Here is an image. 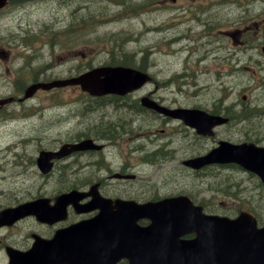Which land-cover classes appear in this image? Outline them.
Wrapping results in <instances>:
<instances>
[{"label":"rangeland","instance_id":"374dc122","mask_svg":"<svg viewBox=\"0 0 264 264\" xmlns=\"http://www.w3.org/2000/svg\"><path fill=\"white\" fill-rule=\"evenodd\" d=\"M40 1L42 0H38ZM226 1L231 4H226L225 0H198L196 13L190 15L189 11L178 8L177 2L173 0H50L39 3L37 10L36 0H10L7 8L0 12V98L4 95L3 85L13 77L17 84H24L30 81L31 72H37V76L55 78L65 77V74L72 70L79 73L78 69L85 68L88 62L93 63V66L106 62L112 56L108 53L110 45L114 46L119 42L121 46L124 45V65L143 66L144 59L154 55L153 64H149L151 68L155 66L158 72H163L166 66L170 69L186 66L188 71L195 74L191 79L192 83L185 84L182 92L161 89L157 93L158 96L166 98L165 103L171 107L199 106L213 109L218 105L223 109L230 106L235 101L239 102L242 95L238 92L248 84L247 81L253 79L251 74L228 73L222 54L214 59L217 56L214 53L212 59L203 64H196L194 58L201 52L200 48L190 58V52H178L173 48V52L162 53L160 49L170 50L166 45L171 46V43L163 41L161 30L155 28L167 26L162 33L168 37L172 31L180 34L191 30L192 36L196 31L199 35L203 31H211V27L213 34H217L219 32L216 26H223L226 14L236 20L238 17H245L242 7L249 8L247 0ZM236 3L244 5L234 6ZM207 13L208 15L202 17ZM197 17L203 21L200 22ZM82 22L90 30H82L81 34L75 33L76 35L70 38L88 39L89 41L85 42L86 48L78 54L85 53L84 57L90 55L92 60H81L77 63L74 59L71 60L74 65L68 68L65 52L61 51L59 46L50 47L51 39L52 43L60 44L55 42L54 37L58 35V39L65 41L59 38L65 28L70 24L83 26ZM256 23L257 25L252 26H264V11L257 15ZM172 41L176 42L175 39ZM23 44L30 49L25 50ZM181 44L183 41L178 43L176 48ZM88 45H91L90 48ZM16 49L15 58L13 61L9 60L8 56ZM145 52H148V57L144 55ZM127 53L129 58L125 59ZM21 64L26 66L25 69L15 71ZM205 66H209L207 68L210 70L205 71ZM199 84L204 86L201 91L197 90L201 89L200 87L196 88ZM71 92L72 89L41 92L29 103L31 105L23 106L21 110L17 105H12L7 110V117L0 119V150L3 153L2 155L0 152V210L33 195L46 193V196L55 197L72 185L98 181L102 177L106 179L111 166L114 169L121 167L124 162L140 163L143 149L148 148L151 151L163 144L168 151L162 154L160 159L155 158V162H151L146 157L143 164L137 166L136 180L148 182L149 196L155 194L161 197L176 191L194 192L199 198L208 199L210 196L212 202L217 204L213 211L227 214L238 210L241 199L248 206L257 204L262 217L264 216V186L255 188L254 184H258V179L248 176L242 168L219 166L200 174L183 164L185 159L207 149L204 148L206 145H215L220 136H228L224 133V128H221L216 136L209 138L208 143L197 141L202 138L182 119L165 113L157 117L138 108L137 101L140 102L144 92L136 94V97L131 96L132 99L128 102H119L120 105H128L113 106V127L105 126V122H111L112 108L104 106L105 103L90 109L86 105L76 107V104L66 102H77L81 93L70 94ZM54 100L57 101L53 103ZM108 127L113 128L115 135L113 153L107 151L103 154L101 163H97V158L89 155H70L57 161L50 174H44L38 168L36 158L41 149H58L63 143L97 135ZM162 129L163 132L158 131ZM144 130L147 131L146 135ZM228 134H235L233 138H238L235 130ZM160 136L161 140L158 142L152 144V139H147L148 144H145L146 137ZM19 139L29 141L24 143ZM14 140L19 142L14 144ZM170 140L172 142H169ZM176 144H181L182 149L173 153ZM7 148L10 150H6ZM3 150L7 152L4 154ZM110 183L109 178L107 184ZM107 184L104 183L103 192L109 195L111 188ZM114 193L124 194L119 187L113 186V195ZM251 196H255L256 200ZM33 222L32 219H27L7 228L3 232L4 236H11L14 241H24L32 229Z\"/></svg>","mask_w":264,"mask_h":264},{"label":"flooded vegetation","instance_id":"af4514ba","mask_svg":"<svg viewBox=\"0 0 264 264\" xmlns=\"http://www.w3.org/2000/svg\"><path fill=\"white\" fill-rule=\"evenodd\" d=\"M198 0H183L182 5L179 6L180 8L189 11L190 15H194L198 9ZM208 1V0H207ZM227 4L228 1H226ZM249 4V8L246 6L243 9V16L245 17H238L236 20L227 15L226 21L224 22L223 26H216L218 27L217 34H213L212 27L211 31H203V35L197 34V31L192 36L191 30L184 31L180 34H175V31L170 32V37L164 36L162 30L168 28L167 26H155L157 30L160 31V36L163 41L171 43L170 45H166L170 47V50H163L160 49L162 53H170L173 52L172 48L178 52L187 51L190 52L189 58L194 56L197 53L198 48L201 49V52L197 54L194 58L195 63L203 64L206 61L212 59L211 56L216 53L217 56L214 59L222 56L226 61V67L228 69V73L237 75L243 72H249L251 74L252 80L247 81L246 84L238 93L242 95L239 102L235 101L230 106H226L225 108L221 109L216 105V108L209 109L203 108L199 106H177V107H187V108H197L202 109L210 112V114L222 115L228 119H225V123L221 125H217L212 129V133L208 131L206 127L203 130L198 131L197 128H194L197 135L202 138L197 141L200 142H209V138L216 136L221 130L224 128V133L228 136H223V138L217 140L215 145L209 146L206 145L204 148H207L203 151H199L195 153L193 156L189 158L198 157L201 155H205L208 151L218 145V142L221 140H228L233 141L236 143H247V144H255L258 147H264V26H252L254 24L257 25V15H260L262 11H264V0H247ZM31 5V4H30ZM244 4L236 3L234 6H243ZM195 7V9H190L191 7ZM36 10L39 8V5L35 3ZM6 8V7H5ZM28 7H26L27 9ZM248 18H252L251 20ZM247 19V20H246ZM193 29V27L191 28ZM162 33V35H161ZM170 39V40H169ZM172 39H175L176 42L174 43ZM183 41V44L176 45ZM216 41V42H215ZM187 42V43H186ZM186 44V45H185ZM194 46V49H192ZM214 46H217L218 49L214 50ZM181 49V50H179ZM114 55V51H113ZM144 55L148 57V52H145ZM152 55L149 59H144L143 70L150 73V79L148 83L143 88L142 93L144 92V96L148 97L150 100L157 101L159 104L167 106L169 108L170 105L165 103L166 98H162L158 96L157 93L161 89H167L176 92H182L185 84H191L194 75L192 72L188 71V67H180L175 66L173 69L167 67L166 71L158 72L156 67L153 66L149 69V63L153 64ZM122 64V63H117ZM113 64V65H117ZM228 65V66H227ZM205 71L210 70L207 68L209 66H205ZM212 67V66H210ZM161 68V66L159 67ZM174 74H165L164 72H173ZM193 74V75H192ZM166 80H168L169 85L166 84ZM244 83V82H243ZM10 84L7 86L2 87V90L9 89ZM239 85V84H238ZM203 88V87H202ZM234 91V89H233ZM11 96V95H9ZM103 98H108L110 103H105L104 106H109L112 108L111 113V122H105V126H112L113 127V106L117 105L115 100L120 98L117 95H110V96H101ZM98 106L97 103H94L92 107ZM1 108L5 107V103L0 105ZM141 108L148 113H153L157 117L162 116L163 114L156 110L152 109L151 107L145 106L143 104H139L138 108ZM229 110L234 111L230 113ZM171 116V115H170ZM167 116L166 117H170ZM171 118V117H170ZM170 120V119H168ZM257 122V123H253ZM232 130H235L238 133V138L235 137V134L229 135L228 133ZM163 132L164 129L158 130ZM145 135L147 131H145ZM144 134V133H143ZM156 135V134H155ZM94 141L97 145H102L100 149H90L86 151H80L77 153L72 154L76 155L77 157L82 155H89L92 157L97 158L98 162L101 163V156L105 154L107 151L113 153V142L115 137L113 136V128L108 127L105 130L99 131L97 135L94 136H86L82 139L76 140L80 141L83 139H90ZM147 139H152V144L161 140L160 137H151L145 138V144H148ZM234 139V140H232ZM169 142H172L171 140ZM182 149L181 144H176V148L173 153H176ZM142 152V162L132 163L124 162L121 167L119 168H112L110 167V174H108L104 179L103 177L98 181H90L84 182L82 185L75 184L72 185L67 191L77 189L83 192L82 198L80 201L75 204H70L67 208V215L65 218L57 220L55 222H46L38 219L35 215L27 216L14 224L5 225L0 227V259L2 260V264H22V254L24 252L29 251L30 249H34L40 243H45L44 241L52 240L57 231L62 228H67L77 223H84L83 229L78 233L80 237L78 240H73L68 242L67 245L64 246V250L66 255L62 256L65 259H57L60 260L58 263L52 264H132L134 261L140 264L141 262L144 263V259L138 256L137 252L134 249L142 250L144 247L146 248L147 241H144V238L148 236L146 233H130L128 231H119V239L113 241V236L110 241L107 242L109 246L102 245V232L100 226H95L93 229V225L89 222L96 219V217L101 213L102 208L99 205H95L92 202L89 206V211H78V208H83L87 203H89L94 197V191H98V196L102 195L108 198H122L127 201H132L141 207V204H146L149 202H157L162 200L166 197H177L180 195L189 196L192 199V202L195 206H202L204 211L207 213H216L213 211L215 206L217 205L215 202H212L210 196L208 199L199 198L196 193L194 192H180L176 191L174 194L164 195L161 197L156 196L155 194L149 196V185L148 182H140L136 180L138 178V164H143L145 158L149 159L151 162H155V158L160 159L162 154H165L168 150L165 149V145L159 144L153 150H149L148 148L143 149ZM188 158V159H189ZM186 160V159H185ZM184 160V161H185ZM183 161V162H184ZM222 166L223 167H236L242 168L247 175L253 177L254 179H258V184H254V187L261 188L264 186V180L258 172H255L251 169L246 168L244 165L241 164H215V165H204L201 168H190L193 172L197 173H207L213 168ZM115 171V172H113ZM111 179V183L107 184V179ZM253 179V180H254ZM91 183V184H90ZM104 183L109 185L111 188V192L109 195L103 192ZM113 186L119 187L120 190L124 192L122 193H114L113 195ZM257 196V192L255 193ZM255 196H251L254 200H256ZM56 197V196H55ZM55 197L46 196V193L33 195L29 199L21 200L17 204L11 205L16 206L25 201H32L38 198H47L44 202L48 204H53L55 202ZM211 201V202H210ZM9 207V206H8ZM6 208V207H5ZM212 209V210H209ZM4 209V208H3ZM107 211L112 212L113 215H110V218L114 220L117 219L116 212L119 211V208L116 204L112 203L110 206L107 207ZM127 211V210H125ZM241 211H249L251 212L258 224L259 227L264 226V216L262 217L260 209L258 208L257 204L253 205H245L243 201L240 199V203L238 206V210H236L232 215L235 217L241 213ZM143 210L139 209L136 211V223L141 228H146L149 226L151 220L149 215H144ZM128 217L124 216L123 219H127ZM32 219L33 226L31 231L27 234L24 241H14L11 239V236H4V230L7 228H12L24 220ZM86 223H89L88 225ZM97 229V230H96ZM195 237L194 233H186L182 235L179 239L180 240H190ZM142 239V240H141ZM142 244V248L140 246ZM113 244L115 245L113 247ZM118 244L120 246H118ZM150 241L148 243L147 249H149ZM114 249V254H113ZM18 251V252H15ZM134 255L138 256L137 258ZM50 259L47 254L44 252H32L31 260L33 264H45Z\"/></svg>","mask_w":264,"mask_h":264},{"label":"water","instance_id":"95a60500","mask_svg":"<svg viewBox=\"0 0 264 264\" xmlns=\"http://www.w3.org/2000/svg\"><path fill=\"white\" fill-rule=\"evenodd\" d=\"M3 2L4 0H0V7ZM124 70L112 67L96 68L74 79L52 82L47 87L80 83L85 90L93 94H105L113 91L123 93L132 88L135 81L132 75L124 77L122 74ZM115 71L117 73H113ZM40 86L43 85H32L27 96L33 94ZM170 113L181 116L188 123L198 126L200 130L204 129L201 127L204 125L199 121L200 115L207 122L212 118L211 125L222 121L219 116L207 117L196 110L179 109L170 111ZM90 142V140H86L75 144H65L59 151H42L38 158L39 167L44 172H49L52 168L50 159L63 157L74 150L87 149L90 147ZM214 162L242 164L246 168L258 172L264 179V149L256 147L254 144H234L222 141L220 146L214 148L207 155L188 160L186 163L199 168ZM78 198L77 191L64 193L59 197L56 207L48 208V211L40 201L25 203L18 208L8 209L1 213L0 224L37 213V210L43 215H39L42 219H50L56 215L55 212ZM155 206L151 205L149 209V215L153 219L149 228L150 239L160 235L175 238L184 232L195 230L198 233L197 240L193 244L194 247L196 245V249L194 254H191L190 247L181 253L170 252L171 248L161 252L151 249L142 254L145 264H264V228L258 229L255 222L247 220L243 215L237 219L210 216L203 214L200 208L193 215L186 205L177 203L173 199L160 206ZM183 226L186 227V230H183ZM104 229L102 228L103 231ZM103 231L101 232L103 233Z\"/></svg>","mask_w":264,"mask_h":264},{"label":"bare ground","instance_id":"6f19581e","mask_svg":"<svg viewBox=\"0 0 264 264\" xmlns=\"http://www.w3.org/2000/svg\"><path fill=\"white\" fill-rule=\"evenodd\" d=\"M181 30V29H180ZM10 112V111H9ZM8 113V112H7ZM6 119V118H5ZM0 152H1V150H0ZM3 152H4V150H3ZM5 152H7V151H5ZM5 152H4V154H5ZM2 153V152H1ZM2 155H3V153H2ZM1 156V155H0ZM22 156V155H21ZM18 158H19V156H18ZM4 159V158H3ZM7 159H8V157H7ZM6 160V159H5ZM6 163V162H5ZM7 164V163H6ZM4 174V173H3ZM64 174V173H63ZM9 175V174H8ZM5 196V195H4ZM10 196V195H9ZM8 196V197H9Z\"/></svg>","mask_w":264,"mask_h":264}]
</instances>
